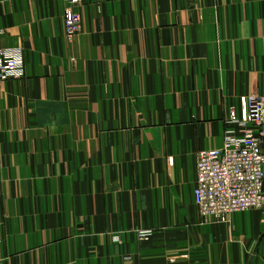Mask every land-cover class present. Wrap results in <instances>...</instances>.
I'll return each instance as SVG.
<instances>
[{
	"label": "crops",
	"instance_id": "obj_1",
	"mask_svg": "<svg viewBox=\"0 0 264 264\" xmlns=\"http://www.w3.org/2000/svg\"><path fill=\"white\" fill-rule=\"evenodd\" d=\"M0 0V264H262L264 204L193 202L195 156L264 91V0Z\"/></svg>",
	"mask_w": 264,
	"mask_h": 264
},
{
	"label": "built area",
	"instance_id": "obj_2",
	"mask_svg": "<svg viewBox=\"0 0 264 264\" xmlns=\"http://www.w3.org/2000/svg\"><path fill=\"white\" fill-rule=\"evenodd\" d=\"M61 1L67 5L64 31L70 38L79 31L80 18L74 9L81 0ZM23 75V50L0 47V81ZM226 124L222 146L195 156L193 202L202 216L216 221L264 204V91L248 98L244 117L231 111Z\"/></svg>",
	"mask_w": 264,
	"mask_h": 264
}]
</instances>
